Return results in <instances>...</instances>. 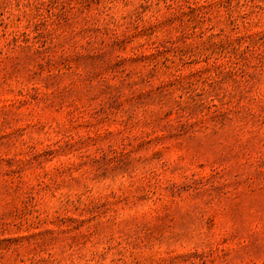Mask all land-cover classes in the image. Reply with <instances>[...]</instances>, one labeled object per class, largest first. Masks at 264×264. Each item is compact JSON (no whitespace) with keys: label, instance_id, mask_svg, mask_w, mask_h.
<instances>
[{"label":"rangeland","instance_id":"1","mask_svg":"<svg viewBox=\"0 0 264 264\" xmlns=\"http://www.w3.org/2000/svg\"><path fill=\"white\" fill-rule=\"evenodd\" d=\"M0 264H264V0H0Z\"/></svg>","mask_w":264,"mask_h":264}]
</instances>
